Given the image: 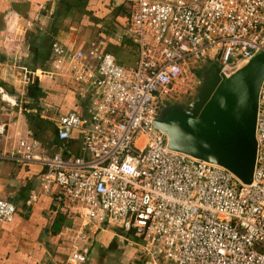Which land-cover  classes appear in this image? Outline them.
Returning <instances> with one entry per match:
<instances>
[{"label": "built area", "instance_id": "1", "mask_svg": "<svg viewBox=\"0 0 264 264\" xmlns=\"http://www.w3.org/2000/svg\"><path fill=\"white\" fill-rule=\"evenodd\" d=\"M125 31L133 66L117 62L106 42L50 46L48 74L82 85L85 114H59L56 138L78 131L81 155L46 154L35 140H18L0 159L38 163L41 192L77 214L84 225L130 232L150 264H264V77L258 93L256 160L250 184L229 170L168 147L154 124L181 84L197 87L202 63L231 75L264 54V0H131ZM46 73V74H47ZM190 88V87H188ZM175 96V97H174ZM0 125V135H4ZM38 198L32 193L31 205ZM15 205L0 198V222ZM72 249L65 264H83Z\"/></svg>", "mask_w": 264, "mask_h": 264}, {"label": "crops", "instance_id": "2", "mask_svg": "<svg viewBox=\"0 0 264 264\" xmlns=\"http://www.w3.org/2000/svg\"><path fill=\"white\" fill-rule=\"evenodd\" d=\"M131 4V0H0V125L5 129L0 153L12 152L18 140L25 139L37 141V151L48 155H81L80 133L74 131L68 140L59 142L54 119L68 112L84 115L88 103L80 97L82 85L47 73L50 46L59 41L83 48L101 38L117 62L133 66L136 51L125 35ZM43 171L38 163L0 159V198L16 207L11 222H0V264H65L74 248L87 249L88 259L90 253H100V259L106 256L107 262L117 249L116 242L127 247L134 244L143 252L136 242L139 239L130 232L105 224L84 225L77 214L56 201L55 187L51 193L41 192ZM32 193L38 198L28 205ZM57 215L64 216L58 230L53 227ZM127 249L134 259L138 248ZM120 255L117 264H146Z\"/></svg>", "mask_w": 264, "mask_h": 264}, {"label": "water", "instance_id": "3", "mask_svg": "<svg viewBox=\"0 0 264 264\" xmlns=\"http://www.w3.org/2000/svg\"><path fill=\"white\" fill-rule=\"evenodd\" d=\"M220 68L206 61L195 93L187 101L161 105L153 124L167 134L170 149L223 166L250 184L264 54H256L229 76Z\"/></svg>", "mask_w": 264, "mask_h": 264}, {"label": "rangeland", "instance_id": "4", "mask_svg": "<svg viewBox=\"0 0 264 264\" xmlns=\"http://www.w3.org/2000/svg\"><path fill=\"white\" fill-rule=\"evenodd\" d=\"M180 86V89H179V93L176 95V98L175 99H179V98H183V97H191L194 93H195V91H196V89H197V87H194V86H186V85H183V84H181V85H179ZM188 87H190V88H188ZM175 97V96H174ZM44 110V109H46V108H41V110ZM45 113H46V111H44ZM48 112V111H47ZM49 114V113H48ZM102 227H105V225H101ZM117 232H118V234H121V231H119V230H117ZM101 234V236H103L105 233H103V232H101L100 233ZM132 235V233H128V235ZM130 240H131V242H135V240L136 239H134V237H130ZM136 242H140L139 240L137 241L136 240ZM115 244V243H114ZM115 246V245H114ZM116 246H117V249H114V248H116V247H114L113 249V251L111 252V256L109 257V261H105L106 259V256H104L105 258L103 259L104 261H102V259H100V253H96L95 251L91 254H89V259H88V264H101L102 262H105V263H103V264H117V259H116V257L119 255V254H121L120 256H122V258L124 257V259H129V258H131V256H130V254L128 253V250L129 249H127V248H131V247H136V248H138L137 250H135L134 252H133V254H132V257L133 256H135V258H137L138 260L140 259V260H142L141 262H138V263H143V262H146V264H150V263H147V258H145V257H143V255H142V253L140 252V248L138 247V246H136V245H134V244H130L128 247L127 246H125V245H123V243L122 242H116ZM92 256L93 257H95V261H93L92 260ZM113 258V259H112ZM134 258V259H135ZM100 260V261H97L96 262V260ZM132 259L133 258H131V261H132ZM133 259V260H134ZM121 260V259H120ZM118 261H119V259H118ZM136 261L137 260H134L133 262L134 263H136ZM87 263V262H86ZM120 264H121V262H120ZM129 264H131V263H129Z\"/></svg>", "mask_w": 264, "mask_h": 264}, {"label": "flooded vegetation", "instance_id": "5", "mask_svg": "<svg viewBox=\"0 0 264 264\" xmlns=\"http://www.w3.org/2000/svg\"><path fill=\"white\" fill-rule=\"evenodd\" d=\"M206 62H203L202 63V66H201V69H200V71H199V73H201L202 72V70H203V67H204V64H205ZM176 98V97H175ZM175 98H169V99H167L166 101H164L163 103H162V105H164V104H166V105H168V106H171L173 103H177V102H183V101H187L190 97H183V98H179V99H175ZM161 107V106H160ZM173 107V106H172ZM171 107V108H172Z\"/></svg>", "mask_w": 264, "mask_h": 264}, {"label": "trees", "instance_id": "6", "mask_svg": "<svg viewBox=\"0 0 264 264\" xmlns=\"http://www.w3.org/2000/svg\"><path fill=\"white\" fill-rule=\"evenodd\" d=\"M198 74L200 75V73H198ZM85 101H86V103L89 104V99H85ZM63 218H64V216L57 215V217L55 218L54 224H53L54 229L58 230L60 228V223L62 222Z\"/></svg>", "mask_w": 264, "mask_h": 264}]
</instances>
